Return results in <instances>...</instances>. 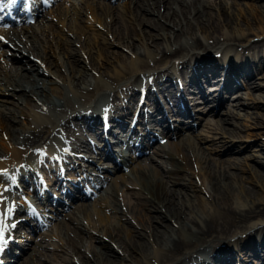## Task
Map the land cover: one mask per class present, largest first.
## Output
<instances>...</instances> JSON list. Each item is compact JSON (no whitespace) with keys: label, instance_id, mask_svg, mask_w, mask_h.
Wrapping results in <instances>:
<instances>
[{"label":"bare ground","instance_id":"1","mask_svg":"<svg viewBox=\"0 0 264 264\" xmlns=\"http://www.w3.org/2000/svg\"><path fill=\"white\" fill-rule=\"evenodd\" d=\"M90 1H81L77 8L73 7L69 22H67L65 13L60 9L49 14L55 17V20L51 22L47 18L48 14L41 13L40 7H34V15L41 13L52 33L51 36L45 34V47L40 46L41 43L37 37L31 35V30H21V26L0 33V38H2L0 39V185L6 181L10 182V179L16 175L19 177L16 172L25 167H28L25 170L26 173L29 170L46 169L47 167L41 161L42 155L39 153L38 147L42 149L41 145L46 142L44 150H46L48 156H51L53 145H48V141L50 137H58L59 132L76 142L73 145L74 150H77L76 148L81 145L91 149L92 146L88 145L85 133L77 131L79 124L71 122L72 118L78 117L80 121L88 122L90 129H95L96 134H98L97 127H99L101 120L99 121L96 117L95 108L100 100L103 97H114L116 95L131 98L135 86L144 87L146 94H150L153 87L160 88L164 85L167 86L168 92L169 88L170 92L172 88L173 95L171 97L168 95V100L171 101L169 111H185V113H188L187 105L189 102L186 100L187 97H195L197 92H203L202 84L204 82L215 80L219 82L221 94H227L228 103L232 106L225 116L215 117L219 122L218 125L222 121H229V118L233 116H242L241 110L239 111L242 103L236 97H230L233 95L230 89L235 85L234 82L238 77H241L244 83H249L244 80V77H247L246 75L249 73L256 72L263 61L234 63L229 62L227 59L225 64L220 61L219 65L215 61V56H211L208 51L201 54L198 51V49L204 48L203 43L209 40L212 45L219 48L222 60L226 59L228 53L231 54L232 59L238 57V50L231 49L232 46L222 42L221 30L224 27L229 29V25L234 19L231 17L232 15L230 16L225 11L223 4H219L217 11L211 13L210 8L208 9L209 3L205 0H122V10L116 13L115 7L111 4L105 6L99 2ZM11 9V6L8 8L4 6L3 11L5 13L7 11L13 12ZM102 18L105 19V22L100 20ZM86 19L93 21L94 24L87 23ZM126 19L130 20L133 25L127 24ZM245 22L248 30L251 31L246 35L237 36L241 39L248 38L252 32L256 34V27L258 29L259 27L264 28V20L261 18L259 20L246 19ZM95 23L98 25L96 28ZM134 24L154 28L156 32L149 34L148 38H161L167 41L166 47L170 46V48L167 50L164 45H161L162 42L152 40L146 43L145 46H141V48H134L133 44L129 45L130 51L125 55L121 52H115V50L111 51L108 48L109 44H118L119 41L122 42L123 39L133 36L132 27L135 26ZM255 24L258 26L255 27ZM63 27H67V29H63ZM25 28L27 27L25 26ZM171 28H174L175 31ZM195 28L206 35L203 37L204 40L197 36ZM64 33L75 34V36L73 40H70L64 36ZM105 33H110V37H105ZM115 39L118 41L114 42ZM71 44H74V47H71ZM87 45L94 48L95 53L103 59L108 60L109 57L112 59H109L105 65L103 62L98 64L95 68L91 48L87 52L78 48V46L85 47ZM257 45L249 44L248 46L254 47ZM54 48L65 54L63 56H67L65 59L67 61L65 65L67 66L64 69L57 63L55 57H51ZM79 55L87 60L88 63L85 64V67L76 64L77 61H82ZM176 56H179L180 59L177 64L170 63L160 66L161 63L164 64L167 58L170 60V58ZM49 65L55 66L56 75L52 73ZM180 66L188 69L183 71ZM87 68L88 70H86ZM167 68L169 70L165 71ZM171 73L176 75L173 83L171 78L174 74ZM181 73H183V76L179 75L177 77V74ZM215 73L217 74L211 77ZM129 75H133L132 78H129ZM66 77L69 80L67 84ZM148 78L150 80H146ZM176 78L179 80H176ZM127 79H130L126 81L127 83L118 84L120 81ZM176 81L181 84L180 90L176 85ZM59 83L68 86L69 94L62 93L61 86L58 88ZM215 84H208L207 89H216ZM122 85H127V87ZM184 89L195 92V95L189 94L183 97L182 94L179 98L181 91L183 92ZM21 100H24L25 103L32 102L34 108L10 107L11 104ZM157 109H159L158 106ZM213 109L214 105L208 106L206 110L212 111ZM6 110L8 113L4 114L3 112ZM139 112H141V109H139ZM115 115L117 116L114 118H111L113 115L108 118V124L115 123L119 127L123 121L129 118L130 110L127 104L122 108H118ZM136 117H139V115H136ZM173 117L172 120L178 119L175 118L176 116ZM13 120L24 121L27 125L25 128L11 125L9 121ZM191 120L187 122L188 125L185 124L186 127L190 128L192 126ZM238 126L237 124H233L232 128L222 126L223 132H226L229 138L228 143L233 149L241 146L230 141L232 138L239 136L238 130L235 129ZM109 132L113 135L116 131L109 129ZM149 133L147 132V134ZM14 135L19 140L18 144L10 142V137H14ZM140 139L142 142L136 140L140 148L143 149L147 148L152 142L148 137L142 136ZM107 151L108 149L100 151L97 157L102 159L106 156ZM189 151L188 148L182 145H171L168 146V149L156 147L155 155L158 157L150 159L157 160V163L160 164L166 177V182L163 185L159 182L154 185L148 184V175L155 174L153 172L148 174L143 169L136 171L135 180L123 182L124 189H127V191L132 190V193L137 194V196H134L138 198L140 204V207H138L141 208L140 212L142 213L139 221L142 223L145 219L148 224L146 233L133 231L128 227L129 224L123 226L122 222L118 220L117 228L107 229V238L100 239L99 228L97 231L95 226L98 227L99 222L105 221L110 212L116 213L117 218L126 217V210L124 211V207H121L127 204L123 203L122 205L123 197L129 195L126 193L125 195L122 194L124 196H122L123 199L121 198V205H117L116 199L113 198L109 199L112 203L108 204L107 199L100 198L96 204L92 205L95 219L92 216L90 217L96 220L98 225H94L88 220L90 217L86 213L88 211L87 204L73 202L68 210H65L67 205L65 207L64 201H55V204H58L57 209V206L50 205L49 207L52 208L55 217L62 215L63 218L75 222L78 229L87 232L88 228H92V231H96V234H98L96 240L100 243H97L96 250L93 251L90 257L84 260L78 259L76 264H126L125 260H129V264H179L196 253L209 255L205 262L198 258L197 264H264V226H259L264 223V184L262 183L264 180V163H261L262 170H259L257 174V184L260 181V188H262L261 191H258L254 186H246L244 183L252 181H249L248 177L231 171V165L225 169L221 166L220 160L213 162L212 160L199 159V156ZM87 161L89 160L87 159ZM200 161L203 163L198 170L197 163ZM90 162L81 166H74L72 168L74 173H72L78 176L82 175L81 179H84V172H86ZM198 171H202V175L207 177L212 196L202 197L201 193L204 189L198 188L193 183V179L190 178V176H196ZM20 175L23 177V174ZM101 176L97 180L103 179ZM56 180L60 192L63 187L73 184L71 181L62 183L59 177H56ZM136 182L146 184L144 189L147 191H144V193L139 192ZM96 183L98 184V182ZM111 185H109L110 196L118 193ZM72 187L73 190H78L76 183ZM69 190H63V192L69 193ZM129 192L131 193V191ZM79 193V197L84 195L81 191ZM43 194L40 193V196L45 197ZM78 194L71 195L70 198L75 199ZM140 195L142 198H140ZM0 196H3V192H0ZM130 200L126 202L129 203ZM1 202L2 200H0V217ZM59 210H62V212ZM17 211L18 207L14 206L9 208L5 214L6 216L10 214V217L12 215L19 216L14 215ZM59 221L61 228L67 229L66 233L71 235L68 244L70 243L74 247L78 246L84 237L75 227L67 225L61 219ZM16 222H18L17 225L20 224L21 218ZM128 222L131 224L130 220ZM152 222H157V225H153ZM141 223L139 222V224ZM38 225L35 224L34 227H38ZM8 226H11V223ZM120 230L126 233L125 239L119 233ZM254 235L259 236L258 239L252 237ZM230 242L233 244L239 243L242 245L241 248H244L239 261L235 257L234 246ZM113 243L117 245L118 249L122 250L121 253L117 252L115 247L112 246ZM7 244L8 241L4 243L3 251L6 249ZM101 246L104 247L103 251L97 249ZM23 251L24 248L20 250L23 253H20L22 258L19 260L20 264H31L32 262L28 261L27 258H31L34 252H29L30 254L27 253L26 255ZM3 259L6 261L7 257L5 256ZM65 261L71 263L69 259Z\"/></svg>","mask_w":264,"mask_h":264},{"label":"rangeland","instance_id":"2","mask_svg":"<svg viewBox=\"0 0 264 264\" xmlns=\"http://www.w3.org/2000/svg\"><path fill=\"white\" fill-rule=\"evenodd\" d=\"M81 1H85V0H53L50 2V3H52L50 6H46L43 8L40 7V10L42 11L41 13H45L46 15L48 14L47 18L49 21L52 22L53 20H55V17L53 15H49V14L52 11H54L55 8L59 7L60 10L63 11V13H65V17L67 18V22H69V17L72 16L71 12H72L73 7L75 6L77 8L78 4ZM87 1H90V0H87ZM100 2L105 3L106 5H110V4L113 5V7H115L116 13H118L122 10L121 9L122 0H113V1L100 0ZM205 2L209 3L208 9L210 8L209 10L211 11V13L217 11V6L219 4H223L225 7V11L228 14H230V16L232 15L231 16L232 18H234V19H232V23H230L231 25H229V27H230L229 29L223 26L224 28L221 30V34L223 36L222 42L228 43L230 46H232L231 49L232 48L233 49L234 48L243 49L245 54L247 55L248 60L249 59L251 60V58H253L254 61H258L260 59H262V61H263L262 64L260 65V67H258L259 70L257 69V71H256L257 73L256 72L249 73L248 75H246L247 77H244V80L246 82H249V83H244L242 78L238 77L237 78L238 82L235 83V85L231 89V92L233 93V95H231L230 97H236V99H238L239 102L242 103V107H240V109H239V111L241 110L240 112H241L242 116L241 115H240V117L233 116V117L229 118L231 120V122H230V120L227 121L228 123L222 121V123H220L218 125L219 122L216 120V118H218L219 115L222 117L225 116L227 114V112L232 108V106L229 105L228 100H227L228 101L227 103H226V100L225 101L223 100V102L216 105L215 110H213L211 112V111H205V105L203 103V102H205L204 99H203V101L199 102V101H193V99H195V97H187V99L189 101V105H190L191 109H193L195 111V115H196V122L193 123V125L190 128L182 126L181 128H179L177 130L174 129V133L172 135L173 137H171L169 139H166V137H163L161 142L160 141L158 142V140H153V142L150 144L151 146H149L145 149H141L139 147L136 154L133 151H129L126 149V150L122 151L121 155H118V159H119V162L117 161L118 163L111 160L110 157H106V159L108 161L103 162L105 164L102 165L101 168H99V169L90 168L91 173L85 172V175L87 174L90 177V179L88 180L89 182H87V181L83 182V180L80 179V176H78V179H79L78 185H79L80 189L85 191V194L82 197H79V195H78L75 197V199H71L68 195H64L63 193L58 194L57 195L58 199L60 200L62 198V200L65 201V203L67 205V209H65V210L70 209L73 202L74 203L82 202L83 205H86V204L88 205L87 208H88L89 214L87 211L86 212L87 216L93 217L94 210L92 209V205L94 203L96 204L100 198L107 199L106 201L108 202V204L112 203V201L109 200L110 198H113L114 200L116 199L115 202L117 203V205H119L121 203L122 196H124L125 193L129 194L128 196L130 198L127 195H126V197L125 196L123 197L124 199L122 198L123 200H125V201L122 200V205H123V203L124 204L127 203V204L121 206V207H124V211L126 210L125 213H126L127 217H125V218L120 217L118 219L116 217L115 213L110 212L108 214V219L105 221L99 222V225H98V222H96V220H94L95 219L94 217H93L94 219L92 217H90L91 219L88 218V220L91 221V222L89 221L90 223H94V225H98V227L97 226H95V227L97 228V230L99 228L98 232H99L100 239H103V238L106 239L107 238L106 234L108 232L106 230L108 229V227H109L108 230H111L113 228H117L116 222H118V220L123 223V226H127L129 224L128 227H130L133 231H139L142 233L147 232L148 224L146 223L145 219H144V222H142V223H141V221H139V219L142 217V213L140 212L141 208H139L140 204L138 203V198L135 197V196H137V194L136 193L133 194L132 190L127 191V189H124L122 182H128L131 180H135L134 178L136 176V171L138 169H143L148 174L153 172V174L156 175V176L152 175V173L150 174L151 176L148 175V181H147L148 184L154 185L155 183L159 182L161 185H163L166 182V177L163 174L164 172L162 171L160 164L157 163V160L150 159L152 157H154V158L158 157V156H155L156 147H158V145H159L158 143H161V147H163L164 149H168V146L173 145V144H175V145L176 144H178V145H181V144L184 145L185 144L184 146H186V148H188L190 150L189 152H192L194 155L199 156L200 157L199 159L212 160L213 162H215V161L218 162L220 160L221 166L225 169L231 165V167H230L231 171H233V172L235 171L239 175H242L244 177H248V179H250L249 181H252V182L244 183L246 186H254V188L258 189V191L262 190V188H260L261 182L259 181V184H257V181H258L257 174H258L259 170H262L261 163L262 164L264 163V28L262 29L259 27V29H258V27H256L258 25L255 24L254 26L257 28L256 34L252 32V34L250 33L249 37L246 39H241L237 36L246 35L247 33H249L251 31V30H248V26L245 22L246 19L247 20H250V19L251 20L252 19L259 20L261 18L262 20H264V0H205ZM69 12H70V14H69ZM41 13H37V15H34L32 22L19 23V21H16L14 26H11V27L14 29V28H18L20 25L21 30L22 29L31 30V35H33L34 37L36 36L37 39L39 40V42L42 44V45L40 44V46L45 47L46 43L44 41V36H45V34L51 36L52 33H51V30L47 26V21L44 20L43 17L41 16ZM106 18H108V17L106 16ZM100 20L105 22V19L103 20V18ZM86 21H87V23L94 24V22L90 21L89 19H86ZM234 21H236V22L233 25ZM126 23L129 25H133L131 23V21L127 20V19H126ZM134 25H135L134 27L131 26L133 31H134L133 36H130L129 38L127 37V38L123 39L122 42L119 41L118 44H115V43L109 44L108 48L111 51L115 50V52H121L123 55H125V54H128V52L130 51V49L128 47L131 44H133L134 48L135 47L141 48V46H145L146 43H149L152 40H155L158 42H162L161 45H164L166 47L167 41H165L161 38H153V39L148 38L149 34L156 32L154 28H149L147 25H136V24H134ZM237 25H239V26H237ZM25 26L27 28H25ZM96 27H98V25L95 23V28ZM63 29H67V27L66 28L63 27ZM171 29L174 30V28H171ZM195 29H196L195 33L197 34V36L199 38H201L202 40H204L203 37L206 35H204V33L201 32V30H199L197 28H195ZM2 30H4V29H2ZM71 34H73V33H71ZM64 36L70 40H73V37L75 36V34L69 35L67 33H64ZM104 36L109 38L110 33H105ZM235 37H237V38H235ZM116 41H118V40L115 39L114 42H116ZM206 41H207L206 43H203V45L205 47L202 49H204V50L201 49L202 50L201 51L198 49L199 53L201 54V53H205L208 51L209 54H211L213 57L214 56L216 57L217 54L220 53L219 48H216L214 45H212L209 40H206ZM249 44H258L259 46L257 45L254 47H252V46L249 47L248 46ZM148 46H150V45H148ZM71 47H74V44H71ZM85 47L78 46V48H80L79 50L84 51V52H87V50H90V48H91L90 45H87ZM150 48H151V46H150ZM169 48H170V46L168 48L166 47L167 50ZM58 51L59 50H57V48L56 49L54 48L51 57L52 58L55 57L57 63L59 65H61L62 68L64 69V67L67 66V65H65L67 63V61L65 60L67 56H63L65 54H62L60 51L59 52ZM90 51L92 52V54L94 56L95 68L98 64L103 62L105 65L108 63L107 61L109 59H112L111 57H109L108 60L103 59L97 53H95L94 48H91ZM176 57H178V58H176ZM176 57H172L170 59L171 61H166L164 63L168 64L170 62H173V63L177 64L180 61V59H179V56H176ZM79 58L82 61L79 60V61H77L76 64L78 66L82 65L85 67V64L88 63L87 60H85L84 57L80 56V55H79ZM105 60H106V62H105ZM167 60H169V59L167 58ZM49 61H51V60H49ZM161 64H163V63H161ZM61 66H59V67L61 68ZM49 67H50L52 73L54 75H56L57 71L55 70V66L49 65ZM86 67H87V65H86ZM169 68H167V70H165V71H168ZM180 68L183 71H186L188 69L184 66H180ZM86 70H88V68ZM254 74H255L256 79L254 77ZM178 75L179 74H177V76ZM182 75H183V73H182ZM214 75H216V73L213 74L211 77H213ZM132 76L133 75H129V78L130 77L132 78ZM128 80H130V79L122 80L118 84L127 83L126 81H128ZM212 82L213 81H209L207 83H204L205 91L208 90L207 89L208 84H210ZM67 83H69V80H67V77H66V84ZM66 84L59 83L58 88H60V86H61L60 90L62 91V93L69 94V88ZM114 85H115V83H114ZM122 86L127 87V85H122ZM119 88H120V86H119ZM183 93H185L184 94L185 96L186 95L188 96V94L191 93V90L190 91L184 90ZM133 97H134V93H133ZM14 105H16V106H14ZM35 105H36V103L34 104V106ZM17 106L20 108H23V109L29 108V106L32 107L30 104H26L24 100L23 101L21 100L19 102H15L14 104L10 105L11 108H13V107L17 108ZM163 107L167 109L166 110L167 118H170L171 116L172 117L176 116V112L175 111H173V112L169 111L167 105L163 104ZM227 107H228V109H227ZM32 108H34V107H32ZM199 109H200V111H197ZM221 111H222V113H221ZM3 113L5 114L8 112L6 110ZM19 120H21V119H19ZM73 120H79V119L74 117ZM17 121L18 120H13V121H9V123L11 125L21 126L22 128L26 127L27 124L24 121L23 122L22 121L17 122ZM171 121H173V120H171ZM77 122H79V121H77ZM166 122L168 123V121H166ZM233 124L239 125L238 128H235V129L238 130V132H239L238 134H239V136H241V137L237 136V138L235 137V138H232L230 140L233 143L239 144V146L241 145L237 149H233V147L231 145H229V143H228L229 138L227 136V133L223 132V128H222L223 125L226 128L227 127L232 128ZM154 125L157 126V124H155V122L151 123V126H154ZM149 128H150V126H149ZM121 130L122 129H120V131ZM155 130L157 131L156 128H155ZM120 131L118 133H116L115 136H112L110 138H112L115 141L116 137H118V136L122 137L120 134ZM2 134H3V132L1 133V135ZM18 137H20V136H18ZM92 137H95V135H92ZM10 142L18 144L19 140H18L17 136L14 135V137L13 136L10 137ZM117 144H118V141L115 142V144H113V147H119V146H116ZM222 159H225V160H222ZM202 163H203L202 161L197 163V169L198 170L201 168ZM232 167H236V168H232ZM22 171L23 170L21 169V172ZM202 171H198L196 173V176H194V177L190 176V178L193 179V183L198 188L204 189V190H202L203 192L201 193L202 197H206L207 195H209V197H210V196H212V191H211L210 185L208 183L207 177L205 175L204 176L202 175ZM29 172H31V175H32L33 172L32 171H29ZM199 172H201V173H199ZM29 175L27 173L25 174V179L27 178L28 185L26 184V182L23 179V180H19V181L14 180L15 183L17 182L16 186H12V187L8 188L7 185L10 186V184L5 183L4 185H2L0 187V189L5 188L9 193V202H7V204L9 205L8 208H10L12 206H17L19 208L18 210H22V208H24V207H27V208L31 207L35 211V214L40 218L39 223H38L39 227H37V229H35L34 231H31V232L26 231V232L22 233V231H24V229L27 227V225H28L27 223H23L21 225L18 224L15 227H13L14 234H11L10 238L13 240V242L15 240V245H14V243H11L10 248L12 250L18 252L17 250L19 249V246H23V248H24L23 252L26 255H27V253L30 254L29 252H34V254H32L31 258L30 257L27 258L28 261L32 262L31 264H76V261L78 259L84 260L87 257H90V255L93 253V251L96 250L97 243L98 244L100 243V241L96 240V236L98 235V234H96V231H92L93 230L92 228H88L87 232L85 230L83 231V229H78L75 226V222H73L72 220L63 218L62 215H60V217H55L54 215L53 216L52 215H46V213L50 214L49 209H47V206H43L42 204L35 202L31 198V196L29 195V188L31 186L30 179L28 177ZM100 176L103 178V179H101V181L103 180L104 182L102 181V182H99L98 184L94 183L96 181V179L99 178ZM93 177H96V179H94ZM202 179H203V181H202ZM48 181H50V179H48ZM136 183H137L136 184L137 190L139 189L138 190L139 192L144 193V191H147L146 189H144L146 184L144 185V183H142V182H136ZM262 183L264 184V180ZM109 185H111L112 187H115V189L117 190L116 193L117 192L118 193L110 196L111 194H109ZM138 186H140V187H138ZM47 187L51 190L50 192H55V193L58 192V190L54 189L56 187L55 183H51L50 185H47ZM172 187H174V186H172ZM45 190H46V187H45ZM129 191H131V193ZM123 193H124V195H122ZM119 196H121V197H119ZM131 196H132V198H131ZM127 197L129 199H131L129 201V203L126 202L127 200H129ZM11 198H13V199H11ZM140 198H142L141 195H140ZM190 198H192V197H190ZM70 200H71V203H70ZM117 200H119V201H117ZM44 205H47V204H44ZM66 205H65V207H66ZM59 211L62 212V210H59ZM3 212H5L4 209H3ZM59 219H61L62 222H66L67 225L75 227L77 229V231H79V233L84 237V239L81 242H79L78 246L74 247L70 243L68 244L69 238L71 235L66 233L67 229L61 228V226L59 225L60 224ZM129 220H130L131 224L128 222ZM14 221L15 220H13V224L15 223ZM31 221H34V220L31 218ZM139 222L142 225L139 224ZM7 223H9V220L7 221ZM40 223H41V225H40ZM152 224L157 225V222H152ZM3 225L6 226L7 224L5 223ZM114 225H116V226H114ZM86 226L88 227L87 222H86ZM112 226H114V227H112ZM259 226L263 227L264 223L260 224ZM145 229H146V231H144ZM25 233H26V235H25ZM119 233L124 236V239L126 238V236H125L126 233L123 230H120ZM21 234H22V236H20ZM254 236H256V239H258V237H259V236L257 237V235H254ZM254 236H252V237H254ZM183 238H184V236H183ZM230 244H232V246H234V247H237L239 243L233 244L232 242H230ZM112 246L115 247L117 252H119V253L122 252L121 249H118V247L115 243H113ZM103 248H104L103 246H101L100 248L97 247V249H100L102 251L104 250ZM242 249H244V248H242ZM238 252L240 253L239 254L240 256L243 255L241 250H238ZM18 254L19 255H17L13 259L11 258L10 259L11 261L8 262V264H20L19 260L22 259L20 256L23 253L21 252V254H20L18 252ZM64 259L65 260L66 259L71 260V263H67ZM237 261H239V258H237ZM129 262H130L129 260H125L126 264H129Z\"/></svg>","mask_w":264,"mask_h":264},{"label":"snow or ice","instance_id":"3","mask_svg":"<svg viewBox=\"0 0 264 264\" xmlns=\"http://www.w3.org/2000/svg\"><path fill=\"white\" fill-rule=\"evenodd\" d=\"M10 2H14V0H10ZM2 39V38H0ZM6 226L3 225V222L0 221V248L3 247V244L5 243L4 240V232H5Z\"/></svg>","mask_w":264,"mask_h":264}]
</instances>
